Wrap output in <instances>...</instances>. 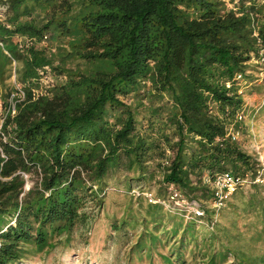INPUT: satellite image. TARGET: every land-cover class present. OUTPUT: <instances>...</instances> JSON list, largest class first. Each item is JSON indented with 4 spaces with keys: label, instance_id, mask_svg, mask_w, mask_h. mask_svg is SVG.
Here are the masks:
<instances>
[{
    "label": "trees",
    "instance_id": "obj_1",
    "mask_svg": "<svg viewBox=\"0 0 264 264\" xmlns=\"http://www.w3.org/2000/svg\"><path fill=\"white\" fill-rule=\"evenodd\" d=\"M235 4L0 0V264L69 249L110 188L123 196L109 227L125 264H264L263 196L237 188L227 227L198 202L213 200L206 175L259 170L227 134L245 112L249 62L264 59V0ZM48 34L54 51L19 47ZM46 68L59 80L42 92ZM239 212L262 226L254 243L240 239Z\"/></svg>",
    "mask_w": 264,
    "mask_h": 264
},
{
    "label": "rangeland",
    "instance_id": "obj_2",
    "mask_svg": "<svg viewBox=\"0 0 264 264\" xmlns=\"http://www.w3.org/2000/svg\"><path fill=\"white\" fill-rule=\"evenodd\" d=\"M235 1L225 0L228 7L235 6ZM259 1L262 2L263 0ZM3 18L4 16L0 15V19ZM48 35V38L32 43L31 46L36 44L39 47L47 48L48 51L50 49L51 51L56 50L57 45L52 39V35ZM249 63L251 67L246 73L250 75L252 82L245 84L247 86H243L239 90L243 97L244 117L239 121V126L232 130L238 131L236 137L238 145L251 156L256 168L259 169V180L251 181L247 177L248 182L241 187L240 191L243 194L254 193L264 197V59L260 60L255 57ZM47 74L48 79H51L49 80V87L59 80L51 73ZM11 81L15 83L13 76L8 80L10 83ZM250 85H253L254 88H250ZM19 86L18 83H15V87ZM2 97L4 98L1 90L0 98ZM121 99L126 104L132 103L128 97H121ZM26 177L25 189L27 190L33 183L31 178L35 179L36 176L33 174L31 178ZM133 191L137 194L140 189L135 188ZM143 191H147V187L143 188ZM121 194L110 188L106 194L105 208L101 210L100 208L98 210L91 203L86 205L85 210L90 212L91 217L86 224L76 227L73 233L74 240L69 249L57 247L49 255L27 259L24 264H125L126 248L116 245L117 237L109 227L110 217L114 214L119 216L122 211L123 196ZM198 202L202 205V209L210 214L212 220L216 219L217 223L223 227L231 226L229 222L236 218L232 212H229L230 208L227 204H224L223 208L216 212L213 207V200L201 198ZM108 214L109 216H107ZM239 214L237 229L243 234L240 239L241 241L247 240L246 243H250L248 241L253 242L250 240L251 236L262 226L253 215L245 216L241 212ZM244 225L247 227L244 228ZM255 249L257 252L264 253V234L259 241L255 242Z\"/></svg>",
    "mask_w": 264,
    "mask_h": 264
},
{
    "label": "built area",
    "instance_id": "obj_3",
    "mask_svg": "<svg viewBox=\"0 0 264 264\" xmlns=\"http://www.w3.org/2000/svg\"><path fill=\"white\" fill-rule=\"evenodd\" d=\"M47 38V36H44L43 39ZM19 43L20 48H24L26 46H29L33 43L31 39H26V38H18L17 39ZM48 69L46 70H41L40 71V78H39V91H44L46 88L49 87V80L47 77ZM18 92L16 93L17 97L21 100L24 97V92L19 88ZM13 96V94H12ZM10 106L7 108V110L10 109L11 113L14 114L15 112V103L10 102ZM4 113L5 109L2 104V101L0 99V131L2 127V123L4 120ZM236 120L240 121L244 117V111H238L235 115ZM227 135H230L232 139H236L238 135V131L232 130V128H229V132ZM247 175H238L235 174L231 171H223L221 173H217L214 176H205L204 180L205 182L209 183L212 191H213V207L215 208L216 212L225 204L226 200L229 199L230 195L239 187L243 186L247 182ZM255 181L259 180V175H257L254 179ZM174 196H176V193H174ZM197 213H201L199 211H196Z\"/></svg>",
    "mask_w": 264,
    "mask_h": 264
}]
</instances>
